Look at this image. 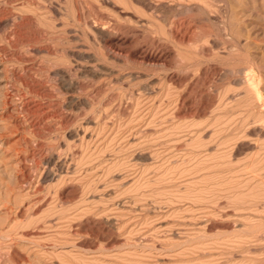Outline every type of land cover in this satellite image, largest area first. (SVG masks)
I'll return each instance as SVG.
<instances>
[{
  "label": "rangeland",
  "instance_id": "1",
  "mask_svg": "<svg viewBox=\"0 0 264 264\" xmlns=\"http://www.w3.org/2000/svg\"><path fill=\"white\" fill-rule=\"evenodd\" d=\"M0 264H264V0H0Z\"/></svg>",
  "mask_w": 264,
  "mask_h": 264
}]
</instances>
